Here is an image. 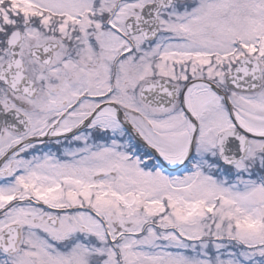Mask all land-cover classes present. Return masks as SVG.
<instances>
[{
  "label": "snow or ice",
  "instance_id": "obj_1",
  "mask_svg": "<svg viewBox=\"0 0 264 264\" xmlns=\"http://www.w3.org/2000/svg\"><path fill=\"white\" fill-rule=\"evenodd\" d=\"M0 264H264V0H0Z\"/></svg>",
  "mask_w": 264,
  "mask_h": 264
}]
</instances>
